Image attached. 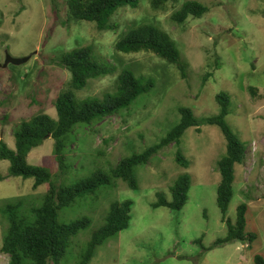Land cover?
I'll list each match as a JSON object with an SVG mask.
<instances>
[{
    "label": "rangeland",
    "instance_id": "374dc122",
    "mask_svg": "<svg viewBox=\"0 0 264 264\" xmlns=\"http://www.w3.org/2000/svg\"><path fill=\"white\" fill-rule=\"evenodd\" d=\"M186 1L171 0L158 9L150 0H138L137 7L115 11L111 22L116 30L101 31L95 22L68 20L66 0H0V139L9 147L15 148L14 130L23 120L39 112L57 117L56 100L71 81V73L52 62L63 51L91 45L116 68L112 75L89 80L77 92L79 99L114 91L125 66L156 81L151 93L129 108L97 124L78 125L69 135L74 143L64 172L54 155L53 138L31 151L28 162L47 168L59 184L71 185L97 169L108 171L123 157L159 142L179 122L181 106L191 107L198 117L219 113L221 91L232 99L227 121L248 145L244 162L235 168V194L227 218L235 222L238 205L247 202L246 229L257 236L251 246L241 240L215 244L228 233L217 204L218 161L226 151V139L219 126L205 125L200 131L189 128L181 138L189 167L177 162V146L172 144L135 168L137 189L115 180L62 208L60 221L86 216L91 225L73 237L60 264H78L110 205L124 200L133 201L129 227L100 245L90 264H255L256 254L264 256V0H197L209 12L180 24L172 15ZM141 23H155L176 40L187 64L185 76L177 65L152 52L116 50L120 36ZM30 54L27 62L4 67L7 55ZM10 165L0 158V248L8 226L1 210L5 203L25 199L27 206L38 204L49 189L48 183L34 189V178L9 176ZM184 173L191 186L183 209L154 207L158 192L171 199L170 189ZM0 264H9V256L0 252Z\"/></svg>",
    "mask_w": 264,
    "mask_h": 264
},
{
    "label": "trees",
    "instance_id": "16d2710c",
    "mask_svg": "<svg viewBox=\"0 0 264 264\" xmlns=\"http://www.w3.org/2000/svg\"><path fill=\"white\" fill-rule=\"evenodd\" d=\"M150 1L154 8L159 9L167 6L171 0ZM137 3L138 0H66L68 20L92 21L101 31L116 30L117 24L111 22L115 11L128 5L137 7ZM207 12L209 7L204 3L188 0L173 13L172 18L181 24L191 16L201 18ZM115 48L126 54L152 52L169 64L177 65L183 75H186L187 64L182 59L176 40L155 23H141L130 28L120 36ZM52 62L71 73L69 88L60 93L55 103L57 117L39 112L32 118L23 120L14 130L15 148L9 147L0 139V158L9 160L11 164L9 176L34 178V189L45 183L49 185L48 191L38 204L27 206L25 199H17L5 203L1 208L8 226L0 252L9 256V264H60L68 252L73 237L91 225V219L86 216L69 223L60 221L59 211L62 208L75 204L79 198L95 193L99 187L111 184L115 180L125 181L129 187L137 189L139 180L135 168L147 164L155 154L172 144L177 146V162L185 168L189 167L188 159L180 148L181 138L189 128L196 127L200 131L205 125L219 126L226 139V151L218 161L221 180L217 188V204L222 212L223 221L227 222L228 233L225 237L217 239L215 244L223 245L237 240L247 241L249 246L253 244L257 236L246 229L249 211L247 202L238 205L235 222L227 218L228 208L235 194V168L237 164L244 162L248 150V145L240 140L227 121L232 104L229 93L221 91L217 94L219 113L198 117L191 107L181 106L179 122L159 142L142 152H134L123 157L108 171L97 169L71 185H62L53 180L47 168L34 166L28 162L31 151L46 139L53 138L54 155L64 172L67 168V154L74 143L70 141L69 135L78 125L97 124L106 117L129 108L141 95L151 93L156 81L152 76H138L131 65L125 66L118 74L114 91L106 92L103 97L90 96L79 99L77 92L83 90L89 80L112 75L116 70L115 66L103 60L100 53L91 45L63 51L54 57ZM215 64L217 67L220 65L217 62ZM206 74L207 78L212 75L211 72ZM250 88L255 91L254 87ZM190 186V176L187 173L181 174L170 189L171 199L158 192V199L153 206L183 209L189 198ZM132 206V200L115 201L110 205L104 224L93 231L78 264H90L100 245L129 227ZM254 262L264 264V256L256 254Z\"/></svg>",
    "mask_w": 264,
    "mask_h": 264
},
{
    "label": "water",
    "instance_id": "95a60500",
    "mask_svg": "<svg viewBox=\"0 0 264 264\" xmlns=\"http://www.w3.org/2000/svg\"><path fill=\"white\" fill-rule=\"evenodd\" d=\"M31 57H32V54L26 57H22V58H16V57H12L11 55H7V59L4 64V67H8L9 64H15V65L23 64L27 62Z\"/></svg>",
    "mask_w": 264,
    "mask_h": 264
}]
</instances>
